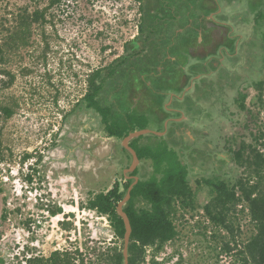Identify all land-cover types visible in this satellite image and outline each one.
Wrapping results in <instances>:
<instances>
[{"label":"rangeland","instance_id":"rangeland-1","mask_svg":"<svg viewBox=\"0 0 264 264\" xmlns=\"http://www.w3.org/2000/svg\"><path fill=\"white\" fill-rule=\"evenodd\" d=\"M50 1L0 0L1 41L25 9L48 7L46 21L33 28L31 44L0 61V96L18 102L13 116L0 117V264H26L24 255L48 256L55 249L79 248L94 259L95 248L124 244L114 236L108 217L86 206L116 180L124 182L132 158L123 149V139L108 136L82 98L88 74L106 67L107 73L118 58L135 52L133 41L143 24L146 36L150 22L142 17L140 0ZM190 2L197 13L198 4ZM215 2L218 12L199 24V32L185 29L176 38L168 51L174 65L161 70L168 78H148L154 89L139 83V95L121 108L136 114V121L150 130L140 135V144L178 152L195 191L197 208L178 210V235L156 254L157 264H241L238 251L255 228L242 205L231 216L232 230L212 224L203 210L210 194L199 180L235 182L243 168L231 150L264 130V111L254 87L264 77V20H257L263 1L209 0L207 6L214 8ZM252 2L257 9L252 10ZM186 6L173 0L178 15ZM156 9L168 10L162 2ZM138 44L139 57L149 55V45ZM4 69L15 75L7 87ZM109 82L114 85V78ZM241 92L247 94V109L237 102ZM26 153L31 157L24 160ZM137 167L138 179L153 173L149 160ZM55 204L64 212L51 216L46 206ZM4 208L10 211L6 221L1 217ZM63 220L73 226L65 229ZM226 242L229 251L223 250ZM151 258L149 248L145 262Z\"/></svg>","mask_w":264,"mask_h":264},{"label":"trees","instance_id":"trees-1","mask_svg":"<svg viewBox=\"0 0 264 264\" xmlns=\"http://www.w3.org/2000/svg\"><path fill=\"white\" fill-rule=\"evenodd\" d=\"M262 1L264 5V0ZM59 2L61 0H51L49 5ZM256 7H258L257 4L252 2V10L257 9ZM47 9L48 7L37 8L30 12L25 9L17 16L6 38L0 40V61H7L11 52L31 44L33 28L46 21ZM257 10V20H264V10L260 7ZM153 15L156 20L157 13ZM142 17L144 19L147 16L145 17L144 14ZM148 19L150 24L154 21L153 16L150 18L148 16ZM152 24L144 37L146 26L143 24L140 27L141 34L132 44L136 49L135 52L123 55L115 63L110 64L107 73H105L106 67L98 68L88 74L82 102L85 107L97 113L104 131L110 137L124 139L129 133L145 128L144 123L136 121V114L127 110L121 111V108L126 101L132 103L133 99L139 95L141 91L139 86L137 87L139 83L144 84L145 88L149 82L148 78L155 79L164 75V71H161L159 66L174 65L168 57V51L162 54L163 45L155 36L158 29ZM139 42L149 45L150 53L143 58L138 57L141 54ZM168 44L167 46L172 47L177 43ZM130 46L131 43H128L126 49ZM2 72L9 76L8 80L2 81L7 87L14 82L15 75L5 69ZM164 77L168 78L167 74ZM112 78H114V85L109 82ZM115 79L120 82L115 84ZM148 87L154 89L152 84ZM254 87L257 90V104L264 111V77L255 81ZM246 97L247 94L244 92L238 95L237 102L242 109H247ZM17 107V101L12 103L0 96V117L13 116ZM140 137L132 138L130 145L136 150L140 162L151 161L153 173L149 178L138 179L131 190V197L124 205L132 225L128 264H157L160 262L155 260L156 254L168 241L178 235L175 223L178 210H195L197 205L195 191L189 181L188 166L180 159L178 152L165 146L152 147L149 144H140ZM123 149L132 158L127 148L123 147ZM231 152L235 163L243 168V174L233 183L218 177L199 180V183L208 186L210 194V199L203 205V210L212 224L232 230V214L238 205L247 207L255 228L243 248L238 251L241 264H264V130L254 133L252 142L242 141L239 147L232 149ZM30 157L31 154L26 153L24 160ZM139 169L137 167L130 172L131 177L123 175L124 182L116 180L110 189L96 193L89 198L86 206L108 217L117 239L123 240L125 233L124 220L117 212V205L134 182V175L139 173ZM140 201L145 204H141ZM46 208L51 216L64 212L63 207L57 204L52 207L48 205ZM9 214V209L4 208L2 220H8ZM30 221L31 218L25 223L27 228ZM61 223L67 230L73 226L71 220H63ZM123 247L124 244L120 246L115 244L95 248L94 259L87 258V254L76 248L75 252L68 249H55L48 256L24 255V260L26 264H123ZM149 248H152V258L151 263H146L145 257ZM223 250H231L229 242H226Z\"/></svg>","mask_w":264,"mask_h":264},{"label":"crops","instance_id":"crops-1","mask_svg":"<svg viewBox=\"0 0 264 264\" xmlns=\"http://www.w3.org/2000/svg\"><path fill=\"white\" fill-rule=\"evenodd\" d=\"M180 1L183 5L186 2L187 6L184 7V10H180L181 14H177V10L173 8V0H142L144 5V13L145 17L149 16L154 18L155 27H158L161 25L160 30L155 34V36L158 38V42L160 43H177L178 41L176 38L180 37L182 38V34L185 32V29L193 30L196 32H199L197 29L200 27V23L204 21L205 19L208 20L210 18V14L212 16L218 12V9L216 7V2L214 8L208 7L207 3L209 0H206V2L203 0H195V2L198 4V7L196 8L198 10L197 13L194 14V5L193 2H188V0H177ZM162 2V7L168 8L166 12L162 11L160 13L157 12L156 4ZM157 13V18L155 20V17L153 14ZM165 13H169V15H166ZM177 19H182L181 21H177ZM149 23V26L151 25ZM202 30V29H201ZM201 32V31H200ZM167 37V40L165 39ZM169 45V44H168ZM164 45L163 48V54L171 49V46ZM168 57L172 60L174 63L175 57L168 55ZM160 70L163 69V67H158ZM167 68V65H166ZM168 69V68H167ZM57 217V216H56ZM60 217V216H59ZM58 218V217H57Z\"/></svg>","mask_w":264,"mask_h":264},{"label":"water","instance_id":"water-1","mask_svg":"<svg viewBox=\"0 0 264 264\" xmlns=\"http://www.w3.org/2000/svg\"><path fill=\"white\" fill-rule=\"evenodd\" d=\"M149 131H150L149 129H145V128L135 130V131L129 133V135H127L123 139V144H124L125 148H127L132 154V162L127 169L129 172H133L136 169V167L140 161L136 150L130 145V141L132 138L138 137V136H140L144 133H147ZM127 177H131V175H127ZM137 181H138V177L136 175H134V182H132V184L129 186L126 195L123 197V199L117 205V212L123 218L124 224H125V233H124V238H123V240H124V247H123L124 262H123V264H128V262H129V250L128 249H129L131 233H132V225H131L130 218H129L128 214L124 210V205L126 204V202L131 197V190Z\"/></svg>","mask_w":264,"mask_h":264},{"label":"flooded vegetation","instance_id":"flooded-vegetation-1","mask_svg":"<svg viewBox=\"0 0 264 264\" xmlns=\"http://www.w3.org/2000/svg\"><path fill=\"white\" fill-rule=\"evenodd\" d=\"M162 54H163V53H162ZM162 54H161V55H162ZM138 57H139V56H138ZM144 57H145V56H144ZM139 58H143V57H139ZM138 85H139V84H138ZM141 204H145V202L141 201Z\"/></svg>","mask_w":264,"mask_h":264}]
</instances>
